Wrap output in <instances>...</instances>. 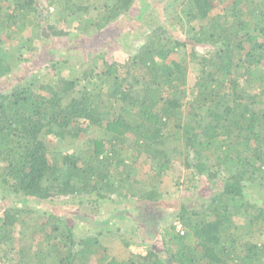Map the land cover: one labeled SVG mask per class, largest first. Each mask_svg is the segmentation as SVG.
Segmentation results:
<instances>
[{
    "label": "trees",
    "instance_id": "1",
    "mask_svg": "<svg viewBox=\"0 0 264 264\" xmlns=\"http://www.w3.org/2000/svg\"><path fill=\"white\" fill-rule=\"evenodd\" d=\"M171 3L135 53L69 76L66 59L35 69L42 28L97 35L152 2L0 0V264H264V0ZM178 162L212 192L155 222L162 249L111 255L114 219L135 229L128 214L160 200ZM87 203L105 220L86 228Z\"/></svg>",
    "mask_w": 264,
    "mask_h": 264
},
{
    "label": "rangeland",
    "instance_id": "2",
    "mask_svg": "<svg viewBox=\"0 0 264 264\" xmlns=\"http://www.w3.org/2000/svg\"><path fill=\"white\" fill-rule=\"evenodd\" d=\"M149 1L152 2V13L147 15L143 20L137 21L134 16L124 17L114 22L97 35L86 36L77 34L76 27L69 28L66 23H63L62 26L66 27L68 30L71 29V35L57 37L51 35V32L46 30V28H42L41 32L48 38V41L42 40L39 45L37 53L39 56H36V58L38 59L39 57L40 60L37 61L36 59L35 63L37 64L35 65V69L40 67L41 73H43V71L46 73L47 69L45 65L50 64L51 58L55 59L54 61H64L66 59L65 61L67 63L63 62L61 64V73L74 76L75 74H82L81 72L85 68H89L94 60L92 57L97 53H100L110 60H124L130 54L135 53L140 47L147 35V27L149 25L155 26L156 23L164 21L171 11V0ZM51 10L53 11L54 9L52 8ZM13 44H17V41L15 40ZM189 49L190 47H188L186 51H189ZM50 50L52 54L47 52ZM52 78V74L47 73L45 80H51ZM9 85L5 86L4 82H1L0 91L3 89L5 90ZM48 143L54 152L58 151L60 154L72 151L78 145H83V140L79 142L68 141L62 143L48 141ZM146 176L147 173L144 172L143 174L141 171L138 179H144ZM160 190L162 191V197L158 202L146 208L141 205L134 214H128L127 221L124 220L127 224L134 226L135 229L127 231L123 228L125 226L122 221L114 219L113 224L117 222V225H119L121 229L102 236L104 243L109 247L111 255L119 259H124L129 250L146 253L147 247L149 246H156L162 249L164 244L160 239V235H153L155 231L153 228L155 222L170 223L177 210V205L184 202L191 204V201L194 202L198 195L202 196L201 199H203V197L208 196L213 189H210L205 181H196L195 178H192L191 172L182 167L178 162L177 166L163 177ZM2 195L3 192L0 189V196ZM15 200L18 201L17 198ZM63 200V197L55 198V206L64 204V206L61 207H65L69 204V202L66 203ZM0 202L5 204L1 198ZM135 202L136 201H133L132 204L135 205ZM136 203L138 204L139 202ZM94 205L91 206L88 203L82 206L78 205L77 213L81 216H85L84 219L82 218V224L85 225L86 228L87 226L92 227L91 225L97 220H105V215L99 213V207L96 211ZM123 206L124 204L121 205V207ZM105 208H108V206H105ZM86 228L84 227V229ZM178 229H182V226H178ZM124 240L131 241V246L129 248L126 247Z\"/></svg>",
    "mask_w": 264,
    "mask_h": 264
},
{
    "label": "built area",
    "instance_id": "3",
    "mask_svg": "<svg viewBox=\"0 0 264 264\" xmlns=\"http://www.w3.org/2000/svg\"><path fill=\"white\" fill-rule=\"evenodd\" d=\"M178 226H181V224H178ZM180 228V227H179Z\"/></svg>",
    "mask_w": 264,
    "mask_h": 264
}]
</instances>
